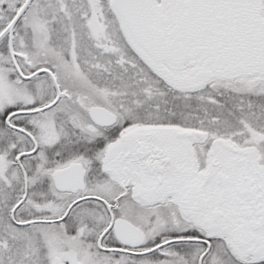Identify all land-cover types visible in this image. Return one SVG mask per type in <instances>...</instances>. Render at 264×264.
I'll return each mask as SVG.
<instances>
[{
	"label": "snow or ice",
	"instance_id": "snow-or-ice-1",
	"mask_svg": "<svg viewBox=\"0 0 264 264\" xmlns=\"http://www.w3.org/2000/svg\"><path fill=\"white\" fill-rule=\"evenodd\" d=\"M0 264H264V0H0Z\"/></svg>",
	"mask_w": 264,
	"mask_h": 264
}]
</instances>
